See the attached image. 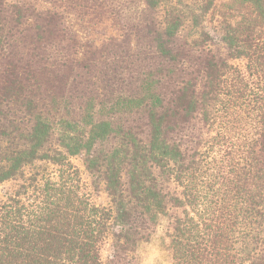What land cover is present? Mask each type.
Segmentation results:
<instances>
[{
    "label": "trees",
    "instance_id": "trees-1",
    "mask_svg": "<svg viewBox=\"0 0 264 264\" xmlns=\"http://www.w3.org/2000/svg\"><path fill=\"white\" fill-rule=\"evenodd\" d=\"M43 1L0 0V264H105L109 239L139 264L161 226L174 264H264V0Z\"/></svg>",
    "mask_w": 264,
    "mask_h": 264
},
{
    "label": "rangeland",
    "instance_id": "rangeland-1",
    "mask_svg": "<svg viewBox=\"0 0 264 264\" xmlns=\"http://www.w3.org/2000/svg\"><path fill=\"white\" fill-rule=\"evenodd\" d=\"M28 1L34 4L38 9L49 8L43 0H17ZM67 20L77 31L78 35L82 39L91 40L95 43H100L108 36L114 34L115 28L108 23H95L94 21L76 19L72 15L67 16ZM209 27L213 29V23H210ZM213 31V30H212ZM216 35L215 32L212 34ZM217 40V39H216ZM72 163L78 168L80 173V190L86 194L90 200L96 205H107L108 198L103 190H95L91 184V177L82 164L80 157H72ZM13 186V183H5L0 185V193L3 189H8ZM164 233L163 226L159 227L155 234L151 237L150 241L144 243L138 251L137 259L139 264H174L161 245V236ZM110 239L102 247V259L105 264H113L110 262Z\"/></svg>",
    "mask_w": 264,
    "mask_h": 264
}]
</instances>
